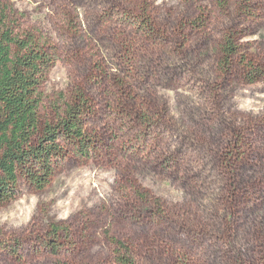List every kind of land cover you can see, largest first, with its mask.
<instances>
[{"label":"trees","instance_id":"1","mask_svg":"<svg viewBox=\"0 0 264 264\" xmlns=\"http://www.w3.org/2000/svg\"><path fill=\"white\" fill-rule=\"evenodd\" d=\"M60 1L59 5L54 0L52 3L66 7L76 5L79 0ZM186 1L196 4L195 15L169 21L163 18L154 0H102L104 6L99 17L107 25L104 40L108 39L113 49L109 51L110 47L103 44V50L89 55L87 48L73 41L65 54L71 87L59 92L49 116L42 117L45 97L42 88L59 57V48L51 35L21 23L22 14L9 5V0H0V205L18 195L22 182L36 189L46 188L70 158L90 160L111 154L103 141L106 131L95 125L102 119L98 107L102 101L108 107L112 123L109 134L116 137L121 132L125 138L122 141L130 146L127 141L135 142V147L136 143L144 148L164 143V150L155 156V161L164 166L165 173L171 166L179 172L181 162L173 164V152L169 143L163 141L164 134L172 130V117L157 88L165 86V79L170 81L177 60L193 61L199 47L216 50V79L235 76L248 84L264 80V57L249 54L242 43V38L251 34L248 28L256 22L257 0H213L216 10L225 17L218 38L202 34L215 17L211 8L199 0ZM59 30L71 32L75 40L83 36L79 14L65 16ZM197 38L200 40L195 50L192 42ZM110 59L114 61L110 63ZM154 67L160 73L158 78L151 76ZM218 84L216 80L211 86ZM96 87L104 91L100 101ZM233 131L230 147L221 152L225 180L229 181L223 192L225 208L217 217L219 220L211 225L177 213L174 205L144 187L133 169L117 165L123 211L140 218L146 210L160 227L184 229L185 237L168 244L137 236L118 237L105 230L104 238L111 248L109 264H143L146 255L164 252L171 264H210L195 251L197 244L208 233L216 242L218 239L222 240L221 245L225 244L242 198L249 202L264 199V180L258 176L244 177L246 189L242 192L230 179L231 170L241 161L245 163L255 157L250 154L253 147L245 141L244 131L237 128ZM111 145L121 148L120 141ZM40 234L39 248L54 254L55 264H78V250L90 242L86 233L78 234L57 221L49 223ZM240 239L246 242L244 248L239 246ZM11 240L2 246L5 253L0 264H20L24 243L19 237ZM233 240H229L233 252L226 255L224 264H264V220L253 222L244 237L239 234ZM205 253L213 251L208 248Z\"/></svg>","mask_w":264,"mask_h":264},{"label":"rangeland","instance_id":"2","mask_svg":"<svg viewBox=\"0 0 264 264\" xmlns=\"http://www.w3.org/2000/svg\"><path fill=\"white\" fill-rule=\"evenodd\" d=\"M54 1L57 5L61 2ZM154 1L163 18L169 21L187 19L196 13V4L186 0ZM199 1L211 8L215 16L202 34L206 38L209 35L218 38L225 21L224 15L216 10L213 0ZM256 2L259 9L256 22L250 29L247 27L251 34L243 37L242 43L249 54L259 53L264 57V0ZM9 5L22 14L21 23L30 28L38 27L51 35L59 48V57L42 88L45 97L41 114L47 117L57 102L59 92L68 91L71 87L69 66L65 62L71 43L74 41L75 45L87 48L89 55L103 50V44L110 47L109 51L113 49L109 40H104L107 25L99 17L104 3L102 0H79L76 5L71 4L72 8L57 7L52 0H9ZM76 13L82 20L84 31L83 36L75 40L71 32L59 30V26L65 16L72 17ZM240 27L246 29L245 26ZM199 40L197 38L192 42L195 50ZM196 51L193 61L177 60L170 81L165 79V86L157 88L172 117V130L164 134L163 141L169 143L173 152V164L181 162L179 172L176 173L171 166L166 168L165 173L164 166L155 161V156L163 152L164 143L154 148H144L136 143L135 147V142L127 141L132 144L130 146L122 141L125 138L121 132H118V138L109 134L112 123L109 122L108 107L104 101L99 102L102 119L95 125L106 131L103 141L111 154H101L90 160L68 159L52 182L41 190L22 182L18 195L9 203L0 205V262L5 253L2 246L19 237L24 243L20 264H55L57 257L39 248L37 240V236L52 221L64 224L78 234L86 233L90 238L89 244L77 252L78 264H109L111 248L104 238L105 230L118 237L137 236L158 243L182 241L184 229L173 230L167 225L160 227L157 221L149 218L146 210L140 218L123 211L121 204L124 197L118 190L120 174L117 165L133 169L144 187L174 205L182 216L203 221L205 225L217 222V217L224 212L223 192L229 184L225 180V160L221 152L230 147L235 128L244 131L245 141L253 147L250 154H255V157L245 163L241 161L231 170L230 179L235 181L234 187L244 191L246 186L242 179L249 175L264 180V80L248 84L238 81L235 76L216 79L214 47L208 50L199 47ZM113 61L110 59L109 62ZM152 70V78L160 77L157 67ZM216 80L218 86H211ZM95 90L97 94L100 91L98 98L102 100L104 91L97 87ZM253 121L257 124L252 125ZM117 141L121 145L119 150L111 145ZM182 182L185 184L182 185ZM239 205L240 211L225 244L221 245L222 240L218 239L216 242L210 233L197 244L195 251L201 254L203 261L224 264L226 255L234 249L229 240L239 234L244 237L250 224L264 220V199L249 202L247 198H242ZM245 243L244 239H240L239 246L244 248ZM208 248L214 255L205 253ZM166 255V252L146 255L142 261L143 264H171Z\"/></svg>","mask_w":264,"mask_h":264}]
</instances>
